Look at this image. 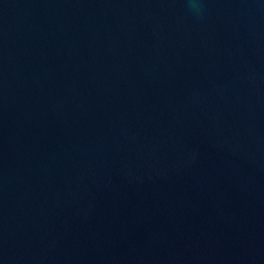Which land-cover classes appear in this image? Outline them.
<instances>
[{"label":"water","instance_id":"water-1","mask_svg":"<svg viewBox=\"0 0 264 264\" xmlns=\"http://www.w3.org/2000/svg\"><path fill=\"white\" fill-rule=\"evenodd\" d=\"M0 264H264V0H0Z\"/></svg>","mask_w":264,"mask_h":264}]
</instances>
